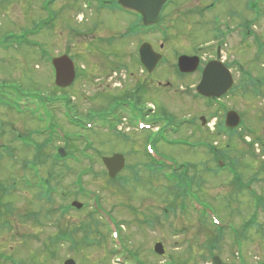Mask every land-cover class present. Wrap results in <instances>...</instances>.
I'll return each mask as SVG.
<instances>
[{"label":"rangeland","instance_id":"rangeland-1","mask_svg":"<svg viewBox=\"0 0 264 264\" xmlns=\"http://www.w3.org/2000/svg\"><path fill=\"white\" fill-rule=\"evenodd\" d=\"M42 1L0 0V42L9 41L0 46V264H64L69 259L76 264H212L215 256L235 264L237 252L243 251L248 262L264 260V209L257 210V199L250 204L228 172L238 157L244 184L253 177V192L264 201V153L254 146L255 156L246 155L250 136L231 140L219 133L218 106L209 108L196 97L200 75L184 76L176 68V56L195 52L204 37L214 39L209 35L213 17L228 18L230 0L206 18L195 17L200 28L190 39L181 13L198 3L175 0L168 9V24L175 27L141 37L165 61L153 75L136 63L140 37L120 40L124 28L105 31L120 27L111 24L120 15L104 13L105 25L79 34L71 29L92 25L81 23V11L66 1L60 4L62 25L38 30L45 16ZM31 31L26 40L41 43L46 56L22 44L20 37ZM255 34L264 39V27ZM108 36L116 42L108 44ZM237 39L225 49L227 61L247 62L256 49ZM65 55L74 61L77 78L59 91L50 58ZM148 88L155 107L146 104ZM133 91L144 104L138 118L113 102L136 99ZM261 104L242 92L222 103L243 115L256 105L251 117L261 114ZM202 117L211 122L203 125ZM155 121L152 129L142 128ZM256 123L263 133V119ZM167 124L172 125L164 129ZM60 148L67 152L65 159L58 155ZM115 154L124 156L126 168L112 180L103 159ZM220 162L226 171L219 170ZM176 165L194 179L183 185L184 192L175 188L181 185L173 172ZM74 201L84 208L69 209ZM252 215L257 225L245 234L246 241H235L236 226L242 231ZM61 233L73 239L59 241ZM157 243L164 246L162 256L154 250Z\"/></svg>","mask_w":264,"mask_h":264},{"label":"flooded vegetation","instance_id":"flooded-vegetation-1","mask_svg":"<svg viewBox=\"0 0 264 264\" xmlns=\"http://www.w3.org/2000/svg\"><path fill=\"white\" fill-rule=\"evenodd\" d=\"M66 1L69 2V6L70 4H72L75 8H78L81 11V13H79V15L82 14L81 23L89 20V25H92V27H90L88 30L71 29L74 31H79V34L85 33L87 35L86 32L93 33L102 24L105 25V23L102 21L104 13L120 15V17H112L111 21V24H113L112 26L119 25V28L115 29L113 27H110L108 29H105V31L114 32L124 28L123 33L119 36L120 40L136 37H140L141 39V37L147 35L154 36L158 31L169 32L171 30L170 27H175L176 25H174V23H170V25L168 24V9L175 5V0H168L166 2V4L162 8L159 22L150 26H147L145 24V18L141 13L125 8L122 5L121 0H43L41 2L40 8L41 11L45 14V16L39 20V26L37 27L41 26V28L45 29V26L47 25V23H49L50 26L53 27V29L59 28V26H61L63 23V18L61 16L62 8L60 4ZM196 1L198 3L196 5V9H188L186 12L181 13V22L183 23L184 27L183 29H187V31L189 32V34L186 36L187 39H190L191 33H195V30L200 28V21L194 19L195 17L200 20L206 18L208 15L213 14L214 12L219 10L228 0H209L207 3L204 4L202 3L203 0ZM206 1L207 0H205V2ZM241 2L240 0H230L229 3L232 8L228 10V13H226L227 15H229L228 18H223V16L219 14L214 15L215 17H213L212 22L213 27L209 32V35H212L214 39L212 41L207 42V37H204V44L197 47L196 51L192 54L187 55L189 57H196V59L198 58L199 60L198 68L195 70L194 73L188 75L199 74L201 77V81L204 74V69L208 64L212 62L222 64L225 69L230 73L232 79L231 88H229L228 92L223 96L209 99L207 105L209 108L215 105L218 106L215 107V115H217V117L215 118L220 119L219 123H217L216 125V127H218L219 133H225L229 136L231 140L235 139L236 137L244 136L245 139H247L246 136L252 137V140H248L247 142L245 141L248 144L247 151L250 153H246V155L252 156L254 155V152L251 151V148L253 150L254 146L261 148L262 152L264 153V128L263 133H261V130L259 131L256 123L262 119L264 121V39L258 38V36H256L257 34H255V30H260L264 27V0H242ZM241 5L243 7H241ZM84 10L90 13L87 14L86 12H84ZM84 13L87 14V18ZM215 19L217 22L216 25L214 22ZM227 19H230L232 23L229 22V20ZM82 25H87V22L86 24L83 23ZM165 37H168V33L165 34ZM234 37H238V42L241 45H244V47H248L249 49H256L254 50V54L250 55L251 57L248 58L247 62L235 60L231 63L227 61L228 58L226 56L225 49L228 46V43H230L231 39ZM105 40H107L108 44H114L116 42V37L108 36ZM141 40H139V44H137L138 62L136 63L139 65L140 68H143L142 63H140L141 58L139 55V49L144 43L149 44V42ZM121 59L122 58L119 57V60ZM143 69L148 75H153V73L155 72L154 71L150 73L147 72L145 68ZM136 89L138 88L136 87ZM240 92L244 94H249L253 98L261 99V101L263 102V104H261L260 109L261 114L253 115V117L249 115L252 114L254 110L255 112L257 111V109H254L256 105L252 106L250 110H248L247 113L244 115L240 114L238 111L232 108L226 107L227 105H222L224 99H230L233 94ZM138 93L139 92H137L136 94L134 91L133 93H131L132 95L136 94V99L134 100L124 98L122 100H114L113 102L119 108L126 107V110L128 112H124L130 117L135 115L138 118L139 107H144L142 106L144 104L141 105L140 103L141 99L139 100L137 98ZM147 93L149 94L147 102L146 95L145 98L143 97L145 99L146 104L148 103V105L155 107V105L152 103V99L150 98V96L152 95L151 93H149V88L147 89ZM124 100L126 101L123 102ZM138 102L140 104H138ZM132 109L134 110V112L132 111ZM230 112L237 113L240 120H237L236 117L232 116V119L228 121V114ZM121 114L120 117L122 118V120H124L126 118V115H124V113L123 115ZM183 119H186L187 125L191 124V122L189 121V117H184ZM203 119L205 121V124L203 123V125H206V121L208 122L209 119L207 120L205 117H202L201 121ZM157 123L158 122L155 121L149 126L153 127L154 125H157ZM236 148L238 147L236 146ZM251 156L248 157L252 158ZM231 162L232 164L230 165L231 167L230 169H228V172L234 176L233 180H237V182L235 183L238 184L235 185L236 188H238L241 193L246 192V196L249 198L251 202L250 204H252V201L254 199V178H248L246 180L248 182L244 184L243 175L240 174L238 170V166L240 164L239 158L235 157L233 161L231 160ZM262 162L264 163V161ZM219 167L224 168V164L220 162ZM261 203L262 204L260 205L259 209H264V201L261 200ZM257 221V217L254 218L252 215V217L244 223L242 231L239 229V227L236 226L235 241L236 239H240L239 237L246 241L247 238H245V236L247 235L245 234H248L252 226L257 225ZM234 245L237 247L239 243H236ZM239 254L240 252H237V255ZM241 256L242 257L240 258V261L236 262L235 264H264V260H259L257 262H248L244 251L242 252Z\"/></svg>","mask_w":264,"mask_h":264},{"label":"water","instance_id":"water-1","mask_svg":"<svg viewBox=\"0 0 264 264\" xmlns=\"http://www.w3.org/2000/svg\"><path fill=\"white\" fill-rule=\"evenodd\" d=\"M122 4L131 9L141 12L147 22H156L159 19L161 9L166 4L167 0H121ZM149 20V21H148ZM148 23V24H150ZM141 60L143 65L150 71H154L157 65L162 60V56L154 53L151 46L143 45L140 50ZM179 69L183 73H192L198 68V60L196 58L181 57L179 60ZM53 67L56 70V85L61 89H66L72 86L76 78V70L73 61L68 56H63L53 60ZM232 86L230 73L225 67L219 63H211L204 71L203 80L197 87L200 95L207 98L220 97L226 94ZM232 116L240 120L237 113L230 112L228 121ZM60 154L65 157L66 153L63 149ZM103 162L109 172L111 178H115L125 167V159L122 155H115L109 158H104ZM79 209L82 205L73 204ZM155 252L158 255L164 254V248L161 243L156 244ZM65 264H76L74 260H68ZM213 264H225L219 257L214 258Z\"/></svg>","mask_w":264,"mask_h":264},{"label":"trees","instance_id":"trees-1","mask_svg":"<svg viewBox=\"0 0 264 264\" xmlns=\"http://www.w3.org/2000/svg\"><path fill=\"white\" fill-rule=\"evenodd\" d=\"M59 91H63V90H60V89H58ZM57 101H59V100H57ZM62 101H64V100H62ZM6 105H8L9 106V104H6ZM44 105V104H43ZM10 107V106H9ZM183 168H185L184 166H182ZM174 171V174L176 175V178L179 180V184H181L180 185V187H175V188H177L179 191H182V192H184L185 190V188L183 187V185H186L187 183H193V177H189L188 176V174H186L187 173V168H186V170L184 171L183 170V173H181L179 170V168H174L173 169ZM172 177H175L173 174H172ZM49 190H52V188H50ZM65 234H67V233H65ZM64 234H62L61 235V237H60V241H65L66 239L65 238H68L69 237V234H67V235H65V236H63Z\"/></svg>","mask_w":264,"mask_h":264}]
</instances>
